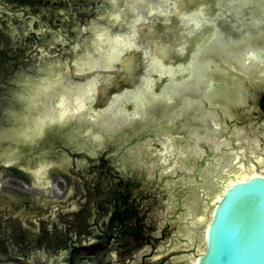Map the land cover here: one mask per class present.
Returning a JSON list of instances; mask_svg holds the SVG:
<instances>
[{
    "label": "flooded vegetation",
    "instance_id": "obj_1",
    "mask_svg": "<svg viewBox=\"0 0 264 264\" xmlns=\"http://www.w3.org/2000/svg\"><path fill=\"white\" fill-rule=\"evenodd\" d=\"M4 1L29 14L0 9V43L31 50L19 67L0 50V181L12 178L16 186L0 192V202L36 220L19 224L20 234L11 221V237L0 225V264L16 257L154 264L166 256L168 264H183L197 248L188 235H195L202 206L234 183L264 177V0H165L153 14L152 4L164 0L117 7L112 0ZM128 4L144 7L143 16L116 24L112 11ZM130 22L135 45L109 67L85 66L109 49L101 35L125 33ZM132 55H139V70ZM47 85L58 94L38 109L37 92ZM77 87L87 97L82 112L72 107L61 128L37 142L22 138L37 117L59 125L62 90ZM70 99L74 105L76 95ZM55 176L77 178L80 198L94 199L77 215L83 229L76 237L65 218L61 234L48 225ZM92 246L93 256L79 255Z\"/></svg>",
    "mask_w": 264,
    "mask_h": 264
},
{
    "label": "water",
    "instance_id": "obj_2",
    "mask_svg": "<svg viewBox=\"0 0 264 264\" xmlns=\"http://www.w3.org/2000/svg\"><path fill=\"white\" fill-rule=\"evenodd\" d=\"M13 1L16 2L18 0ZM246 1L256 2L259 0ZM163 2L157 3L156 6H153L151 3L154 8L150 9L148 13L153 14L154 12L162 11L163 7H166L168 1L164 0ZM124 3L125 0H112L110 5L117 7ZM142 8L144 7H136L135 4H128L123 10L114 9L112 12L117 18V22L115 23L117 24L123 17L130 16L132 18H139L143 16ZM0 9L5 10L11 15H17L23 12L29 14L25 9L13 8V6L4 0H0ZM107 24L110 25L111 21H107ZM1 27L4 26L1 25ZM108 32H105L101 36L105 37L109 49L106 52H102L99 58H88L84 63L85 66L100 65L101 67H109L112 65V62L119 57L123 47L136 44L133 40L136 36V30L132 22L126 25L125 33H120L116 37ZM130 42H132V45H129ZM0 50L4 51L3 53L14 60L12 61L13 65L19 67L22 66L24 60L29 59L28 56L31 46H24L22 42L3 40L0 43ZM134 56L135 55H132L129 58L135 61V68L139 70L141 66L139 55ZM57 88L58 86L47 85L37 92V101H42L37 107L38 109L47 108V101L58 94L54 93ZM72 95H76L74 105H72V100L70 99ZM86 98L87 97L82 93L81 87L63 88L62 98L59 103L60 109L63 110V117L59 118V125H52L49 119L50 117H37V121L33 122L34 127L32 132L29 135L28 132H25L26 137L22 138L27 141H32L34 138L45 137L55 130H59L61 128V123L67 119V115L71 112L72 107L76 109V107L79 106L74 112L76 114L83 111L86 106ZM46 112L48 113V111ZM34 140L33 142L38 141ZM45 171H47V169L43 168L38 172L39 186H42L44 175L46 176V174H44ZM40 175H42V177H39ZM13 181L12 178L8 177L1 180L0 185H2V187H0V192L6 190L7 193H12L11 188L7 189L6 187H16ZM78 183L80 184L81 182L77 178L73 180V183H68L66 179L60 176L53 177L52 187L50 189L51 196L48 198V201H52L53 203L50 215L52 223L48 224L53 230V234H61L67 227V223L65 224L62 220L64 218L69 220V231L75 237L78 236V231L83 229L81 224L79 223V225L76 222L77 215L79 216L81 214L79 211L83 209V204L85 205L88 202V204L92 206L94 204V199L91 197L87 199L86 194L85 197L81 199L76 189V184ZM28 192L35 193L39 198L43 199V193L40 191L32 190ZM57 204L61 205L63 208H60V206L58 207ZM198 205L200 206V202ZM198 207L195 208L197 211L200 209ZM202 207H204L205 211L202 212L203 214L201 213L202 215L197 222L198 228L194 230L195 235L191 237L190 234L188 235L190 241L189 245L193 246L194 239H196L197 248H190V251L194 249L196 251L194 254L191 252V256H189L183 264H264V177H253L243 182L234 183L223 191L221 197L218 196L213 200L210 207L207 205ZM7 210L8 208L0 202V225H3L1 230L5 231L3 234L8 237L13 235V229H11L13 225H10L11 221L15 220V223H13L16 227L15 231L17 230L16 233L20 234L18 231L19 224L27 225L26 220H36V215L31 212H12L11 210L7 212ZM89 214V220L91 224L94 225L96 215L95 213L92 214V212ZM45 217L49 218L46 214ZM19 220L21 223H18ZM37 229L41 231L40 228ZM181 231L187 232L185 229ZM181 250L182 249H176V253ZM47 251L48 249L46 248L44 251L38 250L41 254H46ZM79 252L81 257L93 256L95 254V247L92 246L87 249L80 248ZM0 253L2 254L1 251ZM50 254L52 256L58 255L55 254L54 250L50 251ZM32 256H35V252ZM168 257L169 256H166L165 259L155 261L154 264H168ZM11 261L12 264H79L77 262L68 263L63 261L40 262L24 257H16Z\"/></svg>",
    "mask_w": 264,
    "mask_h": 264
},
{
    "label": "trees",
    "instance_id": "obj_3",
    "mask_svg": "<svg viewBox=\"0 0 264 264\" xmlns=\"http://www.w3.org/2000/svg\"><path fill=\"white\" fill-rule=\"evenodd\" d=\"M67 238L68 239H71L72 238V235L70 233L67 234Z\"/></svg>",
    "mask_w": 264,
    "mask_h": 264
}]
</instances>
